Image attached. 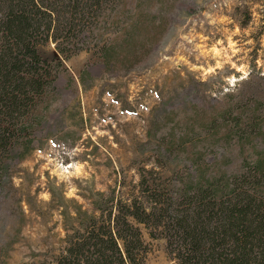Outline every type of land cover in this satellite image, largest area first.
I'll return each instance as SVG.
<instances>
[{
	"label": "rangeland",
	"instance_id": "374dc122",
	"mask_svg": "<svg viewBox=\"0 0 264 264\" xmlns=\"http://www.w3.org/2000/svg\"><path fill=\"white\" fill-rule=\"evenodd\" d=\"M106 10L90 49L64 59L53 42L40 47L61 59V75L0 149V264L58 254L77 209L137 192L142 172L171 184L190 163L208 177L264 162V0ZM49 115L52 128L39 131ZM143 236L144 264H173L163 237Z\"/></svg>",
	"mask_w": 264,
	"mask_h": 264
},
{
	"label": "trees",
	"instance_id": "16d2710c",
	"mask_svg": "<svg viewBox=\"0 0 264 264\" xmlns=\"http://www.w3.org/2000/svg\"><path fill=\"white\" fill-rule=\"evenodd\" d=\"M108 6L118 9L120 0H0V149L34 97L45 86L58 89L61 74L53 71L62 61L40 47L53 42L64 59L90 49ZM50 116L39 131H50ZM1 161L0 172L8 168ZM191 166L183 182L142 172L137 192L119 190L105 205L77 209L59 253L26 264H144L150 248L143 229L164 238L173 264H264V162L208 177Z\"/></svg>",
	"mask_w": 264,
	"mask_h": 264
}]
</instances>
